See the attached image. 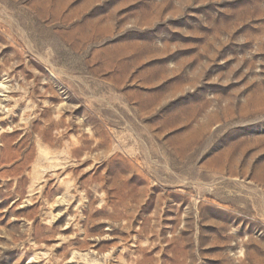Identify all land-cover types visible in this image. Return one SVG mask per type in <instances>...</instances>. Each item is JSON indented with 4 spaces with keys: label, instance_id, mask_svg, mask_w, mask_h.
Here are the masks:
<instances>
[{
    "label": "rangeland",
    "instance_id": "1",
    "mask_svg": "<svg viewBox=\"0 0 264 264\" xmlns=\"http://www.w3.org/2000/svg\"><path fill=\"white\" fill-rule=\"evenodd\" d=\"M0 264H264V0H0Z\"/></svg>",
    "mask_w": 264,
    "mask_h": 264
}]
</instances>
